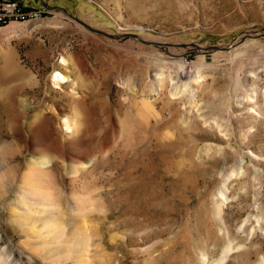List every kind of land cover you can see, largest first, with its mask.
<instances>
[{
  "label": "rangeland",
  "instance_id": "obj_1",
  "mask_svg": "<svg viewBox=\"0 0 264 264\" xmlns=\"http://www.w3.org/2000/svg\"><path fill=\"white\" fill-rule=\"evenodd\" d=\"M17 1L0 264H264V0Z\"/></svg>",
  "mask_w": 264,
  "mask_h": 264
},
{
  "label": "built area",
  "instance_id": "obj_2",
  "mask_svg": "<svg viewBox=\"0 0 264 264\" xmlns=\"http://www.w3.org/2000/svg\"><path fill=\"white\" fill-rule=\"evenodd\" d=\"M30 15H42L33 8H24L17 0H0V26L26 19Z\"/></svg>",
  "mask_w": 264,
  "mask_h": 264
},
{
  "label": "bare ground",
  "instance_id": "obj_3",
  "mask_svg": "<svg viewBox=\"0 0 264 264\" xmlns=\"http://www.w3.org/2000/svg\"><path fill=\"white\" fill-rule=\"evenodd\" d=\"M40 15H30V16H28V17H26V19H22V20H18V22H20V21H25V20H28V19H31V18H38ZM32 20V19H31ZM34 20V19H33ZM58 77H60V78H64V76L63 75H60V74H58L57 75ZM37 116H39V119H41V120H39V119H37L36 121H41L40 123L41 124H39V126L38 127H43L44 129H46V131L50 134V132L52 131V129H50V124H49V119L47 118V116H45L43 113H40V114H38ZM38 118V117H37ZM66 126H67V128L68 129H70V131H74V129H75V127H74V124L71 122V121H68L67 122V124H66ZM52 127V126H51ZM38 129H40V128H37L36 129V132L38 131ZM79 130V129H78ZM77 130V131H78ZM47 132H46V134H47ZM40 133V132H39ZM52 133V132H51ZM78 134V133H77ZM38 135V134H37ZM40 135V134H39ZM39 137V136H38ZM78 137V136H77ZM40 138V137H39ZM83 138V137H82ZM52 139V138H51ZM42 140V139H41ZM40 140V141H41ZM44 140V139H43ZM58 142H60V140L58 139ZM47 143V142H46ZM45 143V144H46ZM44 144V145H45ZM47 145H48V143H47ZM46 146V145H45ZM73 155L74 156H78V157H80L81 155L79 154V153H73ZM73 159H75L74 157H72ZM75 160H77V159H75ZM94 160V158L92 157V158H90L87 162H83V165H89L92 161ZM37 164H39L40 166L42 165V164H44V163H41V162H38ZM48 209V208H47Z\"/></svg>",
  "mask_w": 264,
  "mask_h": 264
},
{
  "label": "water",
  "instance_id": "obj_4",
  "mask_svg": "<svg viewBox=\"0 0 264 264\" xmlns=\"http://www.w3.org/2000/svg\"><path fill=\"white\" fill-rule=\"evenodd\" d=\"M62 10H63L66 14L70 15L71 17H73V18H75V19H78V18H76L75 16H73L72 14H70V12H69L66 8H62Z\"/></svg>",
  "mask_w": 264,
  "mask_h": 264
}]
</instances>
